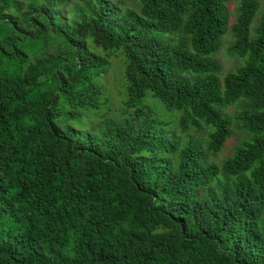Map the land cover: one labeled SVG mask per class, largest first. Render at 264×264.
<instances>
[{"label": "trees", "instance_id": "obj_1", "mask_svg": "<svg viewBox=\"0 0 264 264\" xmlns=\"http://www.w3.org/2000/svg\"><path fill=\"white\" fill-rule=\"evenodd\" d=\"M137 1L0 0V264H264L260 2L239 0L231 23L229 0ZM228 30L242 63L220 79ZM112 54L133 112L77 129L109 102ZM203 129V144L188 136Z\"/></svg>", "mask_w": 264, "mask_h": 264}, {"label": "rangeland", "instance_id": "obj_2", "mask_svg": "<svg viewBox=\"0 0 264 264\" xmlns=\"http://www.w3.org/2000/svg\"><path fill=\"white\" fill-rule=\"evenodd\" d=\"M29 0H12L13 3L19 2L24 7L28 3ZM80 0H68L67 5L65 6V12L69 13L71 11V5L78 3ZM113 4L121 5L125 8L135 9L138 7L137 0H110ZM260 7L259 12L257 13L253 27L257 24L258 18L260 17L261 13L264 12V0H259ZM239 0H229L226 4L231 23L234 22L237 14V7H238ZM10 11L15 12V9H11ZM67 17V15H66ZM233 43V34L230 30L221 38L220 40V47L219 50L211 56V59L215 61L220 68L218 73V77L220 79L223 78L228 73L234 72L242 63V59L238 58L237 56H233L229 53V47ZM96 53L102 55L104 54L101 50H96ZM110 66L107 72L99 79V84L104 88L106 97L108 98V104L101 106L97 110H92L87 112L85 118L82 119L80 124L72 123V126L80 129L82 131H87L90 133H96L98 128L102 125V122L105 121H114L120 122L122 121L127 115L131 114L133 110H127L123 107V102L125 100L124 97V77H123V60L119 55L112 54L110 59ZM146 104L149 105L152 109L155 110L157 117L163 119L168 123L167 127L170 132L174 133L177 136H181V133L178 129L177 123L179 114L176 112H168L166 111L162 105L154 100L149 99L146 101ZM237 105L229 106L224 112L227 115H231L236 110ZM85 115V114H84ZM149 117V114L147 115ZM205 130H201L199 132L190 131L188 136L200 144H203ZM184 135H182L183 137ZM243 138V134L239 131L233 130L232 136L227 140L226 144L224 145L223 149L219 153V155L213 159V162L220 166L221 163L228 157L232 156L235 147L238 145L239 141ZM187 138L184 137V140ZM168 159L170 163L174 167L176 164V156L175 154H168Z\"/></svg>", "mask_w": 264, "mask_h": 264}]
</instances>
